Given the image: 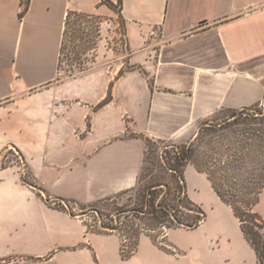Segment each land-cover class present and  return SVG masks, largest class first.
Masks as SVG:
<instances>
[{
  "label": "crops",
  "instance_id": "obj_1",
  "mask_svg": "<svg viewBox=\"0 0 264 264\" xmlns=\"http://www.w3.org/2000/svg\"><path fill=\"white\" fill-rule=\"evenodd\" d=\"M102 9L30 0L21 16L24 0H0V163L14 149L32 177L0 169V264H257L233 208L191 162L187 193L207 217L158 242L142 234L129 258L118 232L89 240L86 220L61 205L136 190L148 139L182 143L219 110L262 101L264 0H122L133 42L161 32L157 49L135 52L157 50L150 72L117 79L108 66L60 81L67 14ZM255 210L264 217V189Z\"/></svg>",
  "mask_w": 264,
  "mask_h": 264
},
{
  "label": "rangeland",
  "instance_id": "obj_2",
  "mask_svg": "<svg viewBox=\"0 0 264 264\" xmlns=\"http://www.w3.org/2000/svg\"><path fill=\"white\" fill-rule=\"evenodd\" d=\"M103 9L93 13L89 18L78 19L73 18L71 27L68 31L65 47L61 56V64H59L60 81L71 78H78L83 73L91 68L108 67L111 70H116L119 74L121 71L126 73L132 70H141L150 72L149 67L154 63L156 49L160 46L163 39L160 35L159 29L151 30L147 33H142L143 37L138 41H132V25L124 19L121 15V5L117 2L102 3ZM152 45L148 51H141L138 58L135 57V52L140 47H147ZM145 63V62H149ZM202 133L199 134L195 141L193 149L195 157L200 164L207 169L212 177L222 188L224 193H237L236 197L232 199H243V195L250 196L252 201L256 199L260 185L264 182V178H260V166L255 158L247 157L246 160L241 157L239 152L242 147V142L248 141L250 136L247 133L246 127L242 124H237L238 120L223 123L221 125L214 122L210 127L205 124ZM194 134V133H193ZM192 135L191 137H193ZM197 137V134L194 138ZM193 138V139H194ZM175 142L176 146H186L189 141ZM172 142H166L161 145H171ZM160 148V146H159ZM168 156H174V146L165 147ZM246 161L249 163L247 164ZM17 169L19 173H24L25 181H32V177L28 173L27 166L21 155L14 149L7 150L4 153L3 160L0 163V169ZM149 169V170H148ZM150 174V175H149ZM155 180H161L159 183H164L171 187L172 191L169 195L168 201L176 204L174 201L175 189L177 182L173 177V173L162 166L158 156L152 158L151 164L147 166V172L143 182L139 183L141 188H146L148 184ZM164 186V185H162ZM155 189H152V195L148 192L142 193L145 200L154 199ZM160 199L163 198L166 188H157ZM138 189L128 194H121L113 200H105L101 203L87 204L81 201L63 202L64 206L73 211V214L83 217L87 222V230L85 238L89 240L94 239L96 234H104L105 232L116 231L122 236L123 257L129 258L132 254L129 250L138 248L139 239L136 237V229L138 225L143 226L142 234L151 235L156 241L161 240L166 227H160L158 231L147 228L149 220L138 212L141 208L137 204V199L141 194H138ZM141 193V191H140ZM156 197L158 195L156 194ZM238 206L242 212H249V207L243 203L238 202ZM182 211V210H181ZM185 213V211H182ZM167 212H162L166 215ZM190 213H185L187 216ZM197 213L193 214L196 215ZM183 215V216H184ZM192 215V214H190ZM141 219V221H140ZM106 245H111L109 241H105Z\"/></svg>",
  "mask_w": 264,
  "mask_h": 264
},
{
  "label": "trees",
  "instance_id": "obj_3",
  "mask_svg": "<svg viewBox=\"0 0 264 264\" xmlns=\"http://www.w3.org/2000/svg\"><path fill=\"white\" fill-rule=\"evenodd\" d=\"M112 2V0H101L102 3ZM122 8V0L118 1ZM30 4V0H24V10L21 13V16L28 10ZM122 13V11H121ZM93 13H85L79 12V10H70L66 17L63 44L61 47V56L63 54V49L65 47L66 38L68 35V31L71 27V21L73 18L84 19L89 18ZM123 15V14H122ZM121 15V16H122ZM123 17V16H122ZM61 64V63H60ZM125 73L120 72L119 77L123 76ZM105 102V101H104ZM238 120L237 124H242L243 127H246L247 133L250 134L248 137V141L242 142V147H240L239 152L241 157L246 160L247 157H251L253 160L255 158L256 162L260 166V178H264V98L260 102H256L251 106L241 107L238 109H221L216 112L210 119H207L206 123L209 127L214 122L221 125L223 123L227 124L228 122ZM204 124L201 125L199 133H197V137L193 139V141H189L186 146H176L175 144L165 145L161 147L165 141L161 140H147L146 154H145V165L143 167L142 174L140 175V182H143V179L147 172V166L151 164L152 158L158 159L162 163V166L169 170V172L173 173V177L177 182V186L174 194L175 205L168 201L169 195L171 194V187L164 183H159L161 180H155L148 184L146 188L137 187L139 198L137 199V204L140 205L141 208L138 209V212L142 213V216L150 217L147 218L149 220V224L147 222V228L151 229H159L161 226L166 228H178V227H187L189 229L197 228L201 221L207 217L206 212L202 209L201 206L195 204L191 201L186 187V179L184 175V167L189 163L195 164L198 170L206 172L210 180L212 181V185L219 194V196L223 199L225 203L230 205L235 214L238 216L239 221L241 223V227L244 232V236L251 243V245L255 248V252L258 256L257 264H264V217L256 212L255 205L260 201L261 193L264 189V182L260 185L258 194L256 195V199L250 200L248 195H243V199L234 200L233 197H236L237 193H224L221 187H219L216 180L212 177V175L205 169L200 162L196 160L195 151L193 149L195 141L198 139L199 134L202 133L204 129ZM174 146V156H168V152L165 150V147ZM160 146V148H159ZM247 164H249L246 161ZM149 170V169H148ZM150 175V174H149ZM164 185V186H162ZM166 188L165 194L163 198L160 199L159 193H157V188ZM152 189H155L153 195L154 199L145 200V196L142 193L148 192V195H152ZM141 191V193H140ZM130 191H127L123 194H128ZM156 194L158 197H156ZM107 200V199H106ZM105 201V200H102ZM102 201L98 202L101 203ZM108 201V200H107ZM238 202L245 204L249 207V212H242L240 207L238 206ZM185 213H190L192 215L185 216ZM162 212H167L166 215H162ZM197 213L196 215H193ZM184 215V216H183ZM141 221V219H140ZM161 224L160 227L158 225ZM143 226L138 225L136 229V237L138 239L141 236V232H143Z\"/></svg>",
  "mask_w": 264,
  "mask_h": 264
},
{
  "label": "built area",
  "instance_id": "obj_4",
  "mask_svg": "<svg viewBox=\"0 0 264 264\" xmlns=\"http://www.w3.org/2000/svg\"><path fill=\"white\" fill-rule=\"evenodd\" d=\"M123 249H126V248H123ZM123 249H122V252L124 251ZM133 251H134V249H132V250H129V253H130V254H132V253H133Z\"/></svg>",
  "mask_w": 264,
  "mask_h": 264
}]
</instances>
